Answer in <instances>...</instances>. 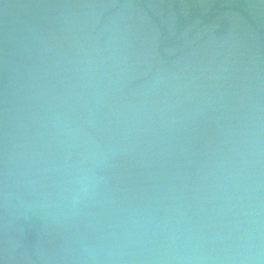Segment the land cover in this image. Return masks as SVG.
<instances>
[{
    "label": "water",
    "instance_id": "obj_1",
    "mask_svg": "<svg viewBox=\"0 0 264 264\" xmlns=\"http://www.w3.org/2000/svg\"><path fill=\"white\" fill-rule=\"evenodd\" d=\"M66 122L106 146L108 193L57 218L23 181ZM249 152L264 159V0H0V264H85L133 213L215 217Z\"/></svg>",
    "mask_w": 264,
    "mask_h": 264
},
{
    "label": "clouds",
    "instance_id": "obj_2",
    "mask_svg": "<svg viewBox=\"0 0 264 264\" xmlns=\"http://www.w3.org/2000/svg\"><path fill=\"white\" fill-rule=\"evenodd\" d=\"M241 155L226 173L223 206L215 217L194 221L181 211L162 222L139 213L109 224L97 248L85 250V264H125L136 253L140 264H264V159ZM264 155V153H262ZM106 146L64 123L56 152L31 161L23 194L53 217L78 216L108 193Z\"/></svg>",
    "mask_w": 264,
    "mask_h": 264
}]
</instances>
